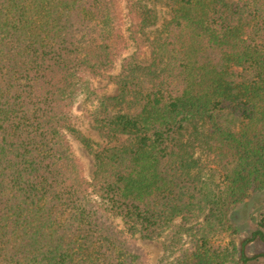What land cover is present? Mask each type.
<instances>
[{"label": "trees", "instance_id": "1", "mask_svg": "<svg viewBox=\"0 0 264 264\" xmlns=\"http://www.w3.org/2000/svg\"><path fill=\"white\" fill-rule=\"evenodd\" d=\"M261 190L264 0H0V264H145L132 239L176 218L162 264H264V213L242 240L232 221Z\"/></svg>", "mask_w": 264, "mask_h": 264}, {"label": "rangeland", "instance_id": "2", "mask_svg": "<svg viewBox=\"0 0 264 264\" xmlns=\"http://www.w3.org/2000/svg\"><path fill=\"white\" fill-rule=\"evenodd\" d=\"M127 26L128 20L125 16V27ZM131 52L132 49H129L122 58H125L131 54ZM122 58L116 62L113 75L119 73ZM91 85L95 90H97V94L113 96L116 93V87L112 83L108 82L107 79L96 78L92 80ZM93 104H95L93 101H87L83 96L79 97L73 106L72 113L75 117L74 126L76 130L81 134L98 141L99 136L95 129L92 128V124L88 119V115L90 111H92V106H94ZM68 137L75 156L81 161L84 167V176L91 180L95 171V163L93 158L88 154L80 141L76 139L74 134H70ZM196 156L204 159L208 156V154L202 150L201 154L200 151H197ZM263 213L264 190L254 191L250 194L249 198L244 203L238 205L232 213V221L238 228V234L235 236V241L248 238L254 231L258 230L259 222L262 220ZM114 222L117 226H119V228H122L119 218H116ZM179 222L180 218H176L171 228L168 229L159 240H143L139 238L138 235L132 239L134 240L135 245L141 250L145 264H162V262H165V260L171 261L178 254L172 252H176L182 244L187 246L188 238H186V236H181L179 243H177L178 241H175L172 238ZM168 243H172L171 253H165L164 244ZM246 251L250 256L258 253H264V244L259 241L249 243ZM255 264L262 263L257 262Z\"/></svg>", "mask_w": 264, "mask_h": 264}]
</instances>
